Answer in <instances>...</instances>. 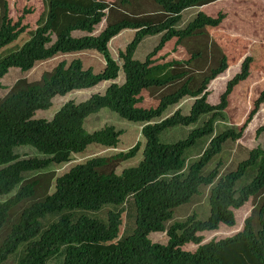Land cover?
Returning <instances> with one entry per match:
<instances>
[{
	"label": "trees",
	"instance_id": "trees-1",
	"mask_svg": "<svg viewBox=\"0 0 264 264\" xmlns=\"http://www.w3.org/2000/svg\"><path fill=\"white\" fill-rule=\"evenodd\" d=\"M215 1L0 0V80L11 68L28 72L59 54L95 51L105 61L104 68L95 72L79 58L62 60L39 80L17 79L0 98V197L16 190L0 201V264L23 244L17 264H48L58 253L64 256L63 264H264V150L251 149L248 158L227 174L220 175L221 162L202 174L228 141L241 139L264 104V41L256 40L255 34L252 42L233 40L230 56L221 51L207 31L219 27L225 14L219 11L212 16L203 9ZM192 7L202 9L185 28L177 29L183 11ZM247 9L264 31V17H260L264 9L254 3ZM123 30L135 33L119 52L120 66L108 45ZM156 35L160 41L145 60L135 59L143 39ZM200 37L209 42L194 48L186 60L176 57L185 41ZM238 44L245 48L242 61L236 54ZM208 46L217 47V56L209 57ZM207 58L211 64L191 68L195 61ZM120 70L122 84L111 83L104 93L83 102L68 101L50 120L34 118L36 112L52 107L56 96L114 81ZM215 79L222 81L223 89L213 105L208 102V87ZM248 95L250 108L243 123L216 133V122L225 120L231 103L245 101ZM185 97L195 98L189 114L178 109L161 119ZM102 108L143 124V143L137 141L111 156H94L58 177L44 173L24 178L25 173L68 163L92 144L117 148L122 130L104 126L90 133L84 127L87 117ZM207 115L186 138L160 141L166 129L190 126ZM263 131L261 125L256 135ZM209 137L203 155L187 174L182 173L185 152ZM20 146L32 147L46 158L22 159L15 154ZM140 151L137 165L117 172L122 162L136 158ZM250 169L254 177L237 189V182ZM201 187H211L209 217L201 221L194 213L167 228L174 211L199 195ZM129 197L136 207V227L125 239V209L109 211L105 222L85 215L73 220L76 210L97 212L108 204H125ZM246 209L249 213L244 216ZM63 211L42 229L43 218ZM217 231L222 237H215ZM156 232H166V244L151 241L149 235Z\"/></svg>",
	"mask_w": 264,
	"mask_h": 264
},
{
	"label": "rangeland",
	"instance_id": "rangeland-1",
	"mask_svg": "<svg viewBox=\"0 0 264 264\" xmlns=\"http://www.w3.org/2000/svg\"><path fill=\"white\" fill-rule=\"evenodd\" d=\"M250 3H254L255 5L260 6L264 9V0H217L203 7V9H205V11L212 16H216L219 11L225 14V18L221 25L207 32L210 34V39H213L216 45L221 49V51L226 52L228 56H230V52L233 51L234 48L233 40L252 42L253 36L257 34L256 40L264 41V31L260 32L261 21L247 9ZM201 9L202 7H192L183 11L181 15V21L178 23L176 28H185L188 23H190L196 17L197 14L195 15V13L197 12V10L200 11ZM244 13H246V15ZM260 17H264L263 12H261ZM251 27L253 30H250ZM134 33L135 31L133 30H123L118 36H116L109 42V51L112 57L118 62L120 66L122 65V60L119 58V52L125 49L128 43L132 40ZM83 34L84 33L81 32L74 33V35L78 36H81ZM155 37L156 36H147L143 39L134 53L135 59L144 61V58L151 52L153 46L157 43V41H159V37ZM208 42L209 40L206 37L187 40L182 46L178 48L176 57L186 60L189 58L194 48L202 47V45H206ZM18 45L20 46L21 43H18L11 48L14 49ZM208 48L211 49L209 54L210 58H213V56L215 55L217 56V47L213 49V46H208ZM237 49L238 51L236 52V54L240 55L242 61L245 54V48L241 44H238ZM74 58H79L85 68L91 67L95 72H99L104 68L105 61L103 56L95 51L59 54L47 61L38 62L35 67L28 72H21L17 68H11L8 73L0 80V98L4 97L8 93L17 79L25 78L29 81L39 80L43 74L52 71L60 61L65 60L69 62ZM206 62H208V64L212 63L209 58L205 60L199 59L191 65V68L193 69V67L195 66V68L198 69L199 67L205 66ZM120 73L121 74L119 76V79H115L114 82L106 81L89 89L74 90L64 96H56L52 101V107L47 110H40L36 112L34 118L50 120L53 115L60 109V107L66 102L71 100H73L75 103L83 102L93 94L104 93L105 88L111 83L122 84L124 76L122 71H120ZM195 74L197 75L196 72ZM258 76L261 77V75ZM261 79L263 81L262 88H264V77H262ZM208 89L210 93L208 102L213 105L217 104L218 93H220L223 89L222 81L215 79L210 83ZM257 92L258 89L255 91V93ZM194 101L195 98L193 99L185 97L178 104L166 110L165 114L167 115L169 113H172L179 107L182 113L184 115H187L189 114ZM250 101V95L247 96L245 101L243 99L240 102L233 101L230 105L229 112L226 113L225 120L223 122H216V133L224 131L227 127H237L238 125H241L249 111ZM208 116L209 115L200 117L198 122L191 126H200L203 121L208 118ZM261 125H264V104L253 116V119L244 130V134L242 135L241 139L235 143L228 141L223 147V153H221V155L216 157L215 159L211 160L208 165L204 167L202 174L207 175L218 162H221L222 165L220 168V175L227 174L230 170H235L239 162L248 158L249 151L251 149L259 146L264 150V131L256 135V130ZM104 126H114L117 130L123 131V134L120 137V143L117 148H104L100 145L92 144L88 146L84 152L73 155L70 162L61 165H51L50 167L46 168V170H42L37 173H25L24 178L29 179L44 173H53L55 177H58L67 172L72 166L78 163H83L94 156H111L118 153L119 151H127L137 141L143 143V139L140 136V129L143 124L125 120L115 112L111 111L109 108H102L97 113L91 114L84 122L85 129L90 133L100 130ZM189 127L176 126L166 129L160 134V141L162 143H174L180 139H184L190 132L191 128L189 129ZM211 138L212 137L201 139L195 146L185 152V165L183 170L181 171L182 173L187 174L189 167L199 160L201 155H203L205 149L209 146ZM15 154H17L22 159L34 157L46 158L44 154H40L36 149L29 146H20L15 148ZM141 158L142 152L140 151L137 154L136 158L122 162L117 168V172L120 173L126 167L137 165ZM1 168L2 167H0V169ZM253 170L254 169H250L246 173V175H244L237 182V189L242 187L243 185H246L254 177V172H252ZM165 178H169V176H166ZM210 188L211 187H201L199 195L194 196L188 204L178 207L174 211L173 219L166 224V227L168 228L171 223L175 221H185L187 217L191 216L194 213L201 221L207 219L210 214V205L208 201ZM13 193L0 197V201L9 198ZM127 200V203L120 206L108 204L97 212L76 210L77 212L74 213L73 220L76 221L80 216L85 215L89 218H93L96 220L98 219L105 222L109 211L125 209L127 211V217L125 221V230L122 235V239H125L133 234L136 227L135 203L132 197H129ZM243 212L244 216H246L249 213V209H246ZM63 214L64 211L47 215L41 220L43 224L42 229H47ZM216 233H219V235L215 236V232L213 234H206V239H210L214 236L222 237L219 231H217ZM231 233L232 232H229L228 234ZM149 238L152 242L162 244H166L168 240L166 232L151 233L149 235ZM23 245H21L17 252L14 255L10 256L4 264H17L24 251ZM63 258L64 256L61 253H58L56 254V256H53L51 259H49L48 264H63L61 263L63 261Z\"/></svg>",
	"mask_w": 264,
	"mask_h": 264
},
{
	"label": "clouds",
	"instance_id": "clouds-1",
	"mask_svg": "<svg viewBox=\"0 0 264 264\" xmlns=\"http://www.w3.org/2000/svg\"><path fill=\"white\" fill-rule=\"evenodd\" d=\"M157 36H159V41H160V35H156V37H157ZM256 38H257V37H256ZM159 41H158V43H159ZM158 43H157V45H158ZM157 45H156V46H157ZM154 47H155V46H154ZM154 47H153V49H154ZM153 49H152V50H153ZM152 50H151V51H152ZM145 58H146V57H145ZM145 58H144V60H145ZM139 61H140V60H139ZM142 61H143V60H142ZM120 71H122V70H120ZM122 73H123V71H122ZM119 76H120V72H119V75H118V79H119ZM123 76H124V73H123ZM112 82H114V81H112ZM123 82H124V79H123ZM189 98H191V97H189ZM193 99H194V98H193ZM178 109H180V108L178 107L176 110H178ZM176 110H175V111H176ZM180 110H181V109H180ZM175 111H174V112H175ZM174 112L170 113L169 116L172 115ZM167 115H168V114H167ZM167 115L164 113L161 119H164V118H166V117H169V116H167ZM161 119H158L157 121H160ZM155 122H156V121H155ZM152 123H154V122H152ZM192 125H193V124H192ZM190 126H191V125H190ZM186 127H189V126H186ZM197 127H198V126H197ZM197 127H192V128L190 129V132H191L193 129L197 128ZM190 132H189V133H190ZM189 133H188V134H189Z\"/></svg>",
	"mask_w": 264,
	"mask_h": 264
},
{
	"label": "crops",
	"instance_id": "crops-1",
	"mask_svg": "<svg viewBox=\"0 0 264 264\" xmlns=\"http://www.w3.org/2000/svg\"><path fill=\"white\" fill-rule=\"evenodd\" d=\"M198 12H199V11L197 10V12L195 13V15H196ZM157 37H159V36H157ZM155 38H156V37H155ZM157 43H158V41H157ZM157 43H156V44H157ZM156 44H155V45H156ZM155 45H154V46H155ZM154 46H153V47H154ZM120 74H121V73H120ZM169 114H170V113H169ZM169 114H168L167 116H169ZM221 122H223V121H221ZM192 127H193V126H190L189 129L192 128Z\"/></svg>",
	"mask_w": 264,
	"mask_h": 264
}]
</instances>
